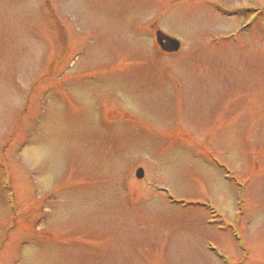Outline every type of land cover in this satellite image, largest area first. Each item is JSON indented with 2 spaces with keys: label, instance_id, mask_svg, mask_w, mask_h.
Masks as SVG:
<instances>
[{
  "label": "rangeland",
  "instance_id": "374dc122",
  "mask_svg": "<svg viewBox=\"0 0 264 264\" xmlns=\"http://www.w3.org/2000/svg\"><path fill=\"white\" fill-rule=\"evenodd\" d=\"M0 264H264V0H0Z\"/></svg>",
  "mask_w": 264,
  "mask_h": 264
},
{
  "label": "water",
  "instance_id": "95a60500",
  "mask_svg": "<svg viewBox=\"0 0 264 264\" xmlns=\"http://www.w3.org/2000/svg\"><path fill=\"white\" fill-rule=\"evenodd\" d=\"M157 40L161 48L166 51H176L179 48V42L176 39L166 36L159 31L157 32ZM142 175H143V170L141 168H138L136 170V176L138 178H141Z\"/></svg>",
  "mask_w": 264,
  "mask_h": 264
}]
</instances>
